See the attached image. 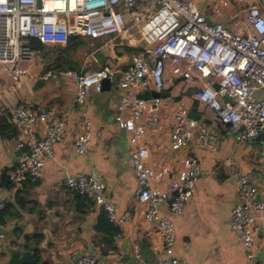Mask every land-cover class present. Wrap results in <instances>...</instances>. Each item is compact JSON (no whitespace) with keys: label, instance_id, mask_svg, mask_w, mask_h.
Here are the masks:
<instances>
[{"label":"built area","instance_id":"obj_1","mask_svg":"<svg viewBox=\"0 0 264 264\" xmlns=\"http://www.w3.org/2000/svg\"><path fill=\"white\" fill-rule=\"evenodd\" d=\"M204 0H0V104L17 94L33 77L31 67L40 51L33 41L45 45L59 35L126 39L132 30L147 39L148 45L134 55L127 69L113 65L98 70H67L75 91V104L83 105L91 94L104 91V81L119 79L120 97L115 121L127 135L131 161L137 176L135 202L144 208L147 221L157 226L166 258L156 264H188L174 256L176 226L161 213L166 208L180 214L191 199L201 174L200 160L186 156L173 176V168L151 162L150 132L162 123L161 110L175 104L170 131L163 148L180 151L191 146L195 131L190 108L175 100L170 86L179 80L192 90L199 108L210 114L211 123L223 126L237 144L253 143L264 134V8L259 0H212L216 17L223 8L235 6L239 17L231 24L211 19L202 11ZM51 71L37 77L48 79ZM119 76V77H117ZM219 85L216 89L214 84ZM167 92L166 97L143 99L147 91ZM19 132L16 149L23 152L17 167L7 171L13 186L26 179L42 178L46 162L55 159V145L67 130L68 113L53 120V112L37 109L26 102L8 112ZM81 132L74 141L78 153L88 152L91 122L84 115ZM200 144L216 150L218 136L208 127L200 129ZM2 171L0 168V175ZM172 174V175H171ZM168 179V180H167ZM65 185L87 198L106 214L114 225L128 221L118 216L108 198L105 184L96 174H71ZM238 200L230 221L231 230L247 251L249 264H259L254 246L264 235V195L252 173L240 174ZM5 204L0 202V213ZM7 223L0 221V249L7 244ZM141 247L132 257L141 264ZM74 264H99L95 255L79 257ZM144 264H153L145 262Z\"/></svg>","mask_w":264,"mask_h":264},{"label":"crops","instance_id":"obj_2","mask_svg":"<svg viewBox=\"0 0 264 264\" xmlns=\"http://www.w3.org/2000/svg\"><path fill=\"white\" fill-rule=\"evenodd\" d=\"M211 1L202 3V11L211 19L220 18L231 24L239 17L235 6L223 8L222 15L216 17ZM259 3L264 8V0ZM147 45V39L135 30L126 39L107 37L95 41L61 34L46 44L47 51L37 56L31 67L33 77L17 94L9 95L4 106L0 104V117L8 115L10 108L20 102L51 110L53 120L68 113L66 135L55 145V159L46 162L42 178L26 179L11 188L0 184V202L12 203L16 211L6 218L7 244L0 249V264H10L8 247L20 253L31 248L34 257L38 251L41 262L37 264H74L79 257L89 254L95 255L99 264H136L139 260L132 257L135 246L142 249L141 264H156L166 258L157 226L146 220L144 208L137 207L135 202L137 176L130 157L131 147L115 121L121 94L119 79L111 82L109 90L93 93L83 105H77L73 82L66 73L98 70L106 65L123 71ZM47 71L52 72L50 78L37 77ZM169 89L175 100L183 101L191 111L201 115L199 119L191 117L198 123L194 125L191 146L186 149L174 151L161 146L171 128L175 104L161 110L162 123L148 138L151 162L170 165L173 176L190 154L197 156L201 164V174L183 212L161 210L176 226L174 256L188 264H249L246 248L231 230L230 221L238 200L240 174H254L264 195V134L253 143L237 144L226 128L211 123L208 112L199 106L194 110L192 90H186L179 80ZM84 115L91 122V138L88 152L80 154L74 141L81 132ZM205 126L218 136L216 150L200 144V129ZM18 138L19 134L10 139L0 135L1 171L17 167L26 151L16 149ZM92 173L105 184L118 216H129L128 221L116 225L120 234L113 238L96 230L103 210L65 185L68 175ZM124 241H127L125 249ZM254 253L258 263L264 264V235L257 237Z\"/></svg>","mask_w":264,"mask_h":264},{"label":"trees","instance_id":"obj_3","mask_svg":"<svg viewBox=\"0 0 264 264\" xmlns=\"http://www.w3.org/2000/svg\"><path fill=\"white\" fill-rule=\"evenodd\" d=\"M73 38H75V37H73ZM33 45L36 49H38L40 51V53H43L44 51H47V49H48V46H46L41 41L35 40V41H33ZM197 107H198V102L195 100L194 110H196ZM18 134H19V132L16 129V127L11 123L9 116L8 115L1 116L0 117V135H1V137L10 139L13 137H17ZM0 181H1L0 184L3 186H6L8 188L13 187V183L11 182L9 177L7 176V170L2 171V173L0 175ZM81 197H83V196H81ZM15 213H16V211L14 209V205L12 203H6L3 210L0 213V221L6 223V218L10 215H14ZM96 230L98 232L104 234L105 236H108L111 238H113L115 235L120 234V227L111 223L108 220L104 211L102 212V214L99 217V221H98V224L96 226ZM37 238H38V236H37ZM35 258L37 259L38 262H41V258H40L38 251L35 252ZM43 264H47V263H43Z\"/></svg>","mask_w":264,"mask_h":264},{"label":"water","instance_id":"obj_4","mask_svg":"<svg viewBox=\"0 0 264 264\" xmlns=\"http://www.w3.org/2000/svg\"><path fill=\"white\" fill-rule=\"evenodd\" d=\"M104 85H105L104 90H109L111 86L110 80L104 81ZM214 86L216 89H219V85L217 83H215ZM167 95H168L167 92L159 93V92L151 90V91L142 93L139 96L143 99H150L151 97H159V96L166 97ZM190 116L195 119H199L201 117L200 114L195 113L194 111L190 112ZM126 246H127V241H124V244H123L124 249ZM8 251L11 255L10 264H37L38 263L37 259L33 256V250L31 248H28L26 251L20 253L19 250L8 247Z\"/></svg>","mask_w":264,"mask_h":264},{"label":"rangeland","instance_id":"obj_5","mask_svg":"<svg viewBox=\"0 0 264 264\" xmlns=\"http://www.w3.org/2000/svg\"><path fill=\"white\" fill-rule=\"evenodd\" d=\"M263 147H264V144H263Z\"/></svg>","mask_w":264,"mask_h":264}]
</instances>
